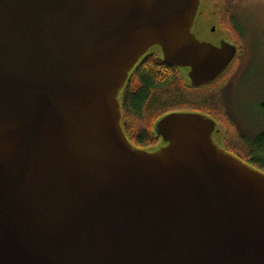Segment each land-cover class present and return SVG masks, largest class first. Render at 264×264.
<instances>
[{"label": "water", "instance_id": "obj_1", "mask_svg": "<svg viewBox=\"0 0 264 264\" xmlns=\"http://www.w3.org/2000/svg\"><path fill=\"white\" fill-rule=\"evenodd\" d=\"M203 4L0 0V264H264V170L213 117L164 115L156 148L122 125L150 49L194 87L239 55Z\"/></svg>", "mask_w": 264, "mask_h": 264}, {"label": "trees", "instance_id": "obj_2", "mask_svg": "<svg viewBox=\"0 0 264 264\" xmlns=\"http://www.w3.org/2000/svg\"><path fill=\"white\" fill-rule=\"evenodd\" d=\"M208 1L218 0H204V5ZM229 26L237 30L226 20L224 27ZM237 58L219 78L194 87L185 68L165 63L159 48L150 49L131 71L120 94L122 125L128 138L140 147L156 148L161 137L154 126L161 117L174 111H200L219 123L220 133L223 132L219 142L227 151L238 153L246 161L255 156L253 163L263 167L254 151L264 149V131L258 135V144L241 134L228 119L220 97V87L234 69ZM261 109L264 115V102Z\"/></svg>", "mask_w": 264, "mask_h": 264}, {"label": "rangeland", "instance_id": "obj_3", "mask_svg": "<svg viewBox=\"0 0 264 264\" xmlns=\"http://www.w3.org/2000/svg\"><path fill=\"white\" fill-rule=\"evenodd\" d=\"M226 20L237 30L224 27ZM213 26L215 36L235 42L239 49L234 69L220 87L226 115L235 129L258 144V135L264 131V0L208 1L201 7L196 27L209 32ZM254 152L263 167L254 164L255 156L248 161L264 170V149Z\"/></svg>", "mask_w": 264, "mask_h": 264}]
</instances>
